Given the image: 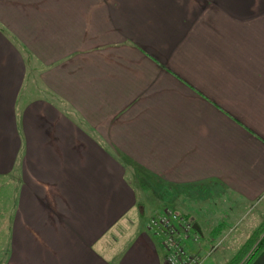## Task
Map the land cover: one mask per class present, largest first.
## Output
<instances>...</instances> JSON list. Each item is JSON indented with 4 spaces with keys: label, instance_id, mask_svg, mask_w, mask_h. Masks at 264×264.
I'll return each mask as SVG.
<instances>
[{
    "label": "crops",
    "instance_id": "obj_1",
    "mask_svg": "<svg viewBox=\"0 0 264 264\" xmlns=\"http://www.w3.org/2000/svg\"><path fill=\"white\" fill-rule=\"evenodd\" d=\"M9 182L1 264H167L166 208L217 250L264 209V0H0Z\"/></svg>",
    "mask_w": 264,
    "mask_h": 264
},
{
    "label": "built area",
    "instance_id": "obj_2",
    "mask_svg": "<svg viewBox=\"0 0 264 264\" xmlns=\"http://www.w3.org/2000/svg\"><path fill=\"white\" fill-rule=\"evenodd\" d=\"M148 227L160 239L167 264H203L208 257L195 250L201 236L186 215L166 208L150 217Z\"/></svg>",
    "mask_w": 264,
    "mask_h": 264
},
{
    "label": "rangeland",
    "instance_id": "obj_3",
    "mask_svg": "<svg viewBox=\"0 0 264 264\" xmlns=\"http://www.w3.org/2000/svg\"><path fill=\"white\" fill-rule=\"evenodd\" d=\"M14 192H15V188L12 182H9L8 184H5L0 187V212L10 210ZM262 206L264 207V205ZM258 209H261V206ZM156 213L157 212H155L154 214ZM263 220H264V209L262 208V210H257L255 212H252L250 217L243 224H241V222L239 221V230L235 234L228 237L227 241L224 242L222 245L219 244L220 247L218 249L216 248L217 250H214L215 247H212L218 241V238L215 239L216 241L212 242L207 250H203L208 255H210L213 252L211 256L206 259L205 264H227L228 261L235 255L241 244L247 239V237L251 234V232L258 225H260V223ZM2 228H3V224H2V219L0 218V261L1 262H2L1 257L3 256V254H6V247L8 241V236L3 235V232L1 233ZM245 231H249V234L244 235L243 233ZM200 238H201L200 245H198V248L196 246L197 251L199 252H200L199 249L202 247L201 246L202 240H204L205 237L201 236ZM207 254H203V256L206 257L208 256Z\"/></svg>",
    "mask_w": 264,
    "mask_h": 264
},
{
    "label": "trees",
    "instance_id": "obj_4",
    "mask_svg": "<svg viewBox=\"0 0 264 264\" xmlns=\"http://www.w3.org/2000/svg\"><path fill=\"white\" fill-rule=\"evenodd\" d=\"M264 251V220L238 248L227 264H253Z\"/></svg>",
    "mask_w": 264,
    "mask_h": 264
},
{
    "label": "water",
    "instance_id": "obj_5",
    "mask_svg": "<svg viewBox=\"0 0 264 264\" xmlns=\"http://www.w3.org/2000/svg\"><path fill=\"white\" fill-rule=\"evenodd\" d=\"M195 229H198L196 225H194Z\"/></svg>",
    "mask_w": 264,
    "mask_h": 264
}]
</instances>
